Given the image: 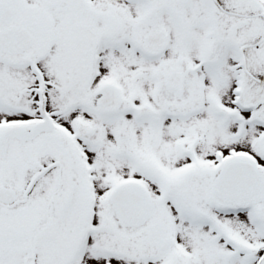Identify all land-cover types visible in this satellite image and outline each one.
Masks as SVG:
<instances>
[{"label": "snow or ice", "instance_id": "6c2138e0", "mask_svg": "<svg viewBox=\"0 0 264 264\" xmlns=\"http://www.w3.org/2000/svg\"><path fill=\"white\" fill-rule=\"evenodd\" d=\"M0 264H264V0H0Z\"/></svg>", "mask_w": 264, "mask_h": 264}]
</instances>
